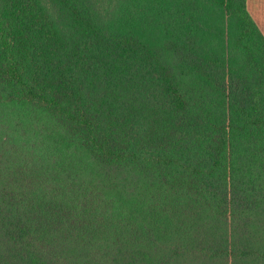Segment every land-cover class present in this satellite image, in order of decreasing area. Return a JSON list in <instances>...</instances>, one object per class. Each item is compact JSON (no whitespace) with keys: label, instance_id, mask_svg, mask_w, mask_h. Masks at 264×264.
Returning <instances> with one entry per match:
<instances>
[{"label":"trees","instance_id":"16d2710c","mask_svg":"<svg viewBox=\"0 0 264 264\" xmlns=\"http://www.w3.org/2000/svg\"><path fill=\"white\" fill-rule=\"evenodd\" d=\"M0 264H264L247 0H0Z\"/></svg>","mask_w":264,"mask_h":264},{"label":"crops","instance_id":"0c3cea01","mask_svg":"<svg viewBox=\"0 0 264 264\" xmlns=\"http://www.w3.org/2000/svg\"><path fill=\"white\" fill-rule=\"evenodd\" d=\"M247 7L264 35V0H247Z\"/></svg>","mask_w":264,"mask_h":264}]
</instances>
